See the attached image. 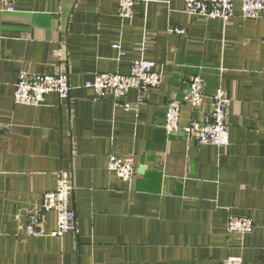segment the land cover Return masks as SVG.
I'll list each match as a JSON object with an SVG mask.
<instances>
[{
  "label": "crops",
  "instance_id": "obj_1",
  "mask_svg": "<svg viewBox=\"0 0 264 264\" xmlns=\"http://www.w3.org/2000/svg\"><path fill=\"white\" fill-rule=\"evenodd\" d=\"M232 1L226 24L188 16L184 0H135L128 20L118 0H12L13 13L0 11V264H264V18L244 20ZM135 59L156 63L162 82L144 96L130 90L133 110L83 87L99 73L128 74ZM59 66L68 99L14 105L21 73ZM195 75L203 105L182 104L180 127L200 121L221 88L231 99L225 148L163 129L168 100ZM111 154L132 159L131 184L107 171ZM61 170L74 187L75 233L26 237L27 210ZM230 215L251 219L252 232L228 233ZM44 228L55 230L53 213Z\"/></svg>",
  "mask_w": 264,
  "mask_h": 264
},
{
  "label": "built area",
  "instance_id": "obj_2",
  "mask_svg": "<svg viewBox=\"0 0 264 264\" xmlns=\"http://www.w3.org/2000/svg\"><path fill=\"white\" fill-rule=\"evenodd\" d=\"M239 2L241 17L244 20L255 21L264 18V0H239ZM134 5L135 0H118V17L121 20L131 19ZM0 11L13 13L12 0H0ZM184 13L190 17L218 20L226 24L233 17L234 4L232 0H184ZM171 32L178 36H184L186 33L183 29H174ZM111 47L117 51L119 59L124 56L119 44H113ZM138 50L144 53L145 43H142ZM54 56L60 58V53L55 52ZM161 82L162 74L156 63L135 59L131 62L128 74L99 73L95 75L93 81L85 82L83 87L91 90L97 98L110 97L125 111H130L134 107L123 102V98L130 90H136L144 96L149 90L158 88ZM50 93L56 94L61 100L69 97L68 74L61 66L54 75L21 73L14 86L13 103L38 107L44 103L45 96ZM204 98V80L199 75L190 77L182 97L179 100L176 98L168 100L163 129L167 136L183 133L189 143L225 148L229 145L228 119L231 99L221 88H217L211 96V109L200 121L180 127L181 105L185 104L196 109L203 105ZM138 102L140 103L141 99ZM106 169L123 182L130 184L133 182L135 168L132 159L111 154L107 159ZM55 181V189L44 193L41 203L27 210L26 237L62 239L67 233H75L76 216L71 204L74 187L70 174L61 170L56 173ZM49 213L55 215V230L46 233L44 226ZM253 227L254 223L251 219L234 215H230L226 222V231L230 234L246 235L252 232ZM224 264H242V260L238 256H230Z\"/></svg>",
  "mask_w": 264,
  "mask_h": 264
}]
</instances>
